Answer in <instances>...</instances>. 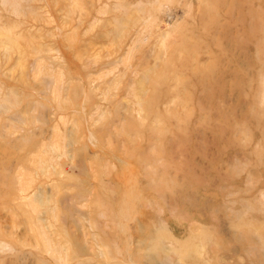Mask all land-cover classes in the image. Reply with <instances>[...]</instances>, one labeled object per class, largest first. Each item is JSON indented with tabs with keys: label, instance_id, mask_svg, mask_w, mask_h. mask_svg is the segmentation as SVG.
<instances>
[{
	"label": "rangeland",
	"instance_id": "obj_1",
	"mask_svg": "<svg viewBox=\"0 0 264 264\" xmlns=\"http://www.w3.org/2000/svg\"><path fill=\"white\" fill-rule=\"evenodd\" d=\"M0 264H264V0H0Z\"/></svg>",
	"mask_w": 264,
	"mask_h": 264
}]
</instances>
